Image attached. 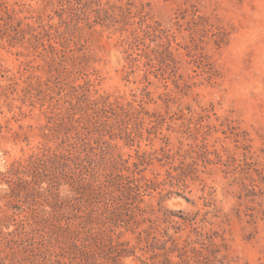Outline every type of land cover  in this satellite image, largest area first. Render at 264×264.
I'll list each match as a JSON object with an SVG mask.
<instances>
[{"label": "rangeland", "instance_id": "1", "mask_svg": "<svg viewBox=\"0 0 264 264\" xmlns=\"http://www.w3.org/2000/svg\"><path fill=\"white\" fill-rule=\"evenodd\" d=\"M85 97L126 112L99 170L122 182L69 217L7 173L56 150L51 117ZM0 173V264L68 222L102 234L104 264H264V0H0Z\"/></svg>", "mask_w": 264, "mask_h": 264}, {"label": "trees", "instance_id": "2", "mask_svg": "<svg viewBox=\"0 0 264 264\" xmlns=\"http://www.w3.org/2000/svg\"><path fill=\"white\" fill-rule=\"evenodd\" d=\"M153 31H156V27L150 24H146L145 28L142 26L139 28V32H143L145 36H149ZM139 35L137 38H140ZM69 105L63 110V113L59 112L51 117V128L48 130H51L52 134L45 135L46 138H55L58 145L56 150L44 154L42 158L39 157L35 161L30 159L27 165L22 162L18 165L13 164L7 174L13 177L8 180L10 185L17 178L20 190L25 191L26 194H32L28 199H41L39 190H36L40 187L43 189L42 194L49 192V197L46 199L56 197L57 208L66 210V214L70 217L73 216L72 211H69L70 208L74 210L77 205H82L81 198L87 195L82 194L83 191L90 192L88 195L91 197L101 196L106 191L112 190L110 189L111 185L114 188L117 183L122 182L121 175L114 176L110 173L101 175L99 170L118 166L111 151L112 148L104 142L102 133L103 131L107 132L110 128V123L106 121L113 118L119 122L125 118L126 112L123 107L108 100H88L87 97L79 98L77 103L70 102ZM130 137L132 136L128 134L127 138L131 140ZM25 178H30V180H25ZM107 178L109 179L107 180ZM115 181L116 183H113ZM85 182L87 183L85 184ZM43 183L49 184L48 187L43 188L41 186ZM65 184L71 186L72 194L79 193L81 195L77 200L75 197L74 204L69 197L65 199L57 197V190ZM43 213L45 216L49 215L46 212ZM51 216L55 215L51 214ZM99 216L101 219H108L105 211H101ZM64 217H66L65 213L61 217L58 216L60 219ZM86 218L92 220L93 215L87 214ZM72 227L73 225L69 222L66 226L61 225L59 233H57L58 237H53L49 241L51 243H47L49 246H42L44 251H41V255L27 257L28 264H104L96 259V253L104 251L100 240V237L103 238L102 234L89 231L88 236L84 237L76 231H71ZM56 248L58 253L54 250ZM53 252L56 253V256L51 255ZM118 255L120 256V254ZM40 258L42 260H39Z\"/></svg>", "mask_w": 264, "mask_h": 264}]
</instances>
